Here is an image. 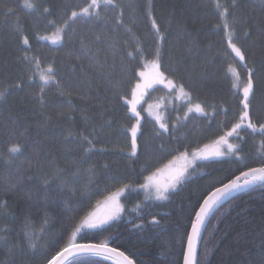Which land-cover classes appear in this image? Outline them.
Masks as SVG:
<instances>
[{
    "label": "trees",
    "instance_id": "trees-1",
    "mask_svg": "<svg viewBox=\"0 0 264 264\" xmlns=\"http://www.w3.org/2000/svg\"><path fill=\"white\" fill-rule=\"evenodd\" d=\"M66 2L68 0H0V76H10L14 80L20 78L14 75L18 71L14 61L16 56L22 54L16 51V33H27L30 37L33 35L46 37V40L31 50L30 55L38 52L39 56L36 57V63L32 68L23 74L25 88L8 97L7 106L11 112L0 109V127L9 119L21 118L28 127L30 137L50 146L41 150V158L52 164L49 182L45 184L43 176L37 172L34 164L30 166L27 162L26 158L32 155V149L26 148L20 154L13 153L11 149L19 147L23 141L20 145L15 140L5 143L6 137H0V264H43V258L39 253L47 251L49 246H54V251L48 256L51 259L55 251L81 243L108 244L129 256L135 264H173L174 261L182 264V253L187 240L184 229L190 230L188 218L189 216L194 218L191 207L197 205L198 210L197 202L201 203L202 197L214 190V186H221L219 181L227 182L226 178L233 179L240 171L264 166L258 158L264 156L259 136L254 140L250 139L243 152L236 151V148L240 147V142L236 136H232L230 138L235 143V150L230 157L199 161L189 169L187 177L166 193V199H157L149 191L138 189L145 182L144 176L154 173L181 153L198 150L218 140L230 130L233 123L238 122L229 117L228 127H224L223 116H217L213 121L211 117L215 113L212 106L217 105L223 110L227 105L223 103L221 97L206 99L207 93L219 87H228L233 92L239 88L242 95L244 84L232 75L235 64L231 61L230 49L227 47L229 30L225 28L220 33L215 30L218 22L223 26L230 22L231 18L226 19L213 14L217 5L230 4L232 0H114L121 6L117 12L123 11L124 29L131 30L127 37L123 36L122 30L120 39L130 41L125 45L127 51L135 50L140 54L137 71H141L144 64L151 60L160 63L158 55L161 47L160 36L151 28V20L146 18L148 6L154 4L153 14L161 26L160 34L167 31L168 38L163 42L165 52L168 53L165 55V64L170 60L181 61L191 75L208 73L199 93L185 88L182 96L185 102L175 99L173 107L169 108L167 104L166 108L162 109L164 111L162 123L165 124V129H175L173 133L175 139L166 148L171 154L142 155L136 164H132L131 160L111 157L112 160L119 162L123 173L121 179L116 182L106 177L98 180L100 174L91 164H85L83 171L73 167L74 156L69 151L71 145L60 142V132L63 131L67 135L71 130L65 117H71L75 125L80 127L82 113L79 108L85 103L100 102L82 101L75 93L71 97L67 93L61 95L45 83L48 80L51 59L55 55L50 49L60 48L66 39L61 31L64 24L61 20L55 27L45 30L46 21L40 15L41 10L33 11L26 5L50 6L54 15L49 16L48 20H53L61 18L64 11L61 5ZM70 2L87 6L83 0ZM88 2L90 3V0ZM238 2L244 11H259V0ZM8 7H11L13 14L5 16ZM223 10V7L219 8V11ZM108 19L111 22V18ZM54 33L59 34L57 42L49 40ZM153 35H156L155 43ZM253 39H256L257 43L253 45L249 55L254 59L257 71L264 73V38H258L254 34ZM100 58L104 59L103 53ZM63 62H69V58L65 56L61 63ZM119 62L117 59L116 63ZM109 63H112L110 56ZM84 67L87 69L88 65L85 63ZM33 72L35 82L29 87L27 81L31 79ZM88 75L92 76V87H99L100 95L103 96V84L91 72ZM114 75L119 76V71ZM225 75L228 76L227 81L223 80ZM164 76L173 79L176 90L180 89L178 78H174L168 72H164ZM135 83L133 80L132 85L126 89L127 101ZM233 84L237 88H232ZM85 87H88L87 83ZM42 89L45 90L43 99L50 102L43 109V113L40 105L34 102L41 98ZM164 92L165 89L154 88L146 98H151L154 93ZM68 99L77 106L76 111L66 106ZM205 102L208 107H205ZM196 103H199L206 113H191L184 117L188 106ZM57 105L59 107H56ZM141 120L144 123V136L138 142V149L145 143L150 146L154 144L156 148L167 143L169 135L165 129L159 127V123L146 115L141 116ZM133 121L119 122V126L127 132V145L125 146L121 140L112 146L115 150L123 148L127 156H132L130 128ZM209 123L212 124V128L205 131ZM160 132H163L164 136L161 139H154ZM240 135L243 136L244 133ZM253 143L254 149L250 148ZM96 147L103 145L98 144ZM152 151L155 152V148ZM249 152L254 159H250ZM46 153L50 155L45 157ZM99 163L103 165L107 160L101 159ZM145 165H148V171H143ZM125 168L128 171H125ZM64 170L67 171L61 180L52 183L51 176ZM142 171L143 175H140ZM73 176L75 183H67L63 188L57 187L62 181H69ZM13 186L16 195L5 197L4 192ZM120 189H124L120 196L122 212L116 220L105 227L82 229L80 225L82 219L94 205ZM29 193L33 197L31 201L26 199ZM45 196L48 200L46 207ZM5 200L8 207L3 206ZM81 202L83 207L78 213L73 214L70 210L80 207ZM65 212L68 214L63 215ZM207 225L199 246L202 261H208L210 264H264V184H259L227 201L213 213ZM21 238L23 244L16 247L21 244ZM65 264L113 263L100 257L86 255L75 257Z\"/></svg>",
    "mask_w": 264,
    "mask_h": 264
},
{
    "label": "snow or ice",
    "instance_id": "snow-or-ice-1",
    "mask_svg": "<svg viewBox=\"0 0 264 264\" xmlns=\"http://www.w3.org/2000/svg\"><path fill=\"white\" fill-rule=\"evenodd\" d=\"M86 7L81 4H72L70 0L61 5L63 8V14L60 19L48 20L49 16H53L52 8L45 4H28L29 9L36 11L41 10L40 15L46 21L45 30L50 27H55L61 20L64 24L61 31L66 38L58 49H50L55 55L51 59V67L48 70V80L45 82L50 85V89H55L61 95L67 93L71 97L74 93L80 97L82 101L88 102L92 100L99 101V104L85 103L79 111L82 113V123L80 127H77L71 117H65L69 121V128L67 135L63 131L60 132V142L64 145H71L69 151L74 156L73 167H78L83 171L85 164H91L94 170L100 175L97 177L108 178L113 182L121 179V165L119 162L114 161L111 157H120L122 160H131L132 164H136L142 155H155L160 153L163 155H170V151H166L167 145L175 139L173 133L175 129H165V124L160 122L157 117V123L161 129H165L169 135V140L166 144L159 148L155 145H148L147 143L141 145L138 149V142L144 136V123L141 120V112L143 111V105L137 108L136 96L141 88L147 89L151 87L152 83H163L167 81V86L172 92L176 91V85L173 79H167L164 76V72H168L174 78H178L180 81V91L183 93L185 88L190 89L194 93H199L202 90L203 84L208 76L207 72L201 73L199 76H194L189 73L187 67L181 62L176 60H170L168 64H165V52L163 42L167 40V31L161 35V26L155 19L153 14L154 4L148 6L149 12L146 15L147 19L151 20V28L155 30L156 35L160 36L161 47L158 55L160 63L153 64L155 70L154 79L150 83H141L145 77V72L137 71L136 68L139 64V52L126 50V43L130 41H123L120 39V33L123 30V36L127 37L130 34V29H124L123 11L117 12L121 6L114 2V0H83ZM223 7V11H219V8ZM259 11H244L241 9V5L238 0H232L230 4L226 3L222 6L217 5L216 11L213 13L218 17L231 18L230 22L223 26L218 22L215 26L217 33L223 32L226 29L229 30V36L227 39V47L230 49L229 56L232 63L235 64V68L232 70V75L244 84L241 90L237 88L235 84L232 88H237L233 92L228 87H219L206 94V99H215L221 97L223 103L227 105L223 110L217 105H213L214 115L211 119L214 121L217 116H223L225 118L224 127H228L229 117L232 120L238 122L233 123L230 130L224 135H221L216 143L223 144L226 137H232L236 133V139L240 142V147L236 148L237 152H243L244 146L249 145V141L254 140L255 137L261 138V147L264 148V73H259L255 67V61L249 55L252 51L253 45L257 43L256 39H253L254 34L258 38H264V0L258 2ZM79 9V10H76ZM95 9V11H94ZM70 10V14H69ZM103 13V16H102ZM13 14L11 7L7 8L5 16ZM108 18H111V22ZM79 22V23H78ZM113 33L115 36H109L107 34ZM156 35H153V43L156 42ZM46 40V37L33 35L30 37L27 33H16V51L22 53L16 56L14 63L18 66V71L14 75L20 77L18 80L11 79L10 76H0V109L11 112L10 107L7 106L8 97L12 96L17 90L25 88L26 81L23 78V74L27 73L32 66L36 63V57L39 56L37 52L35 55H30L31 50L36 45H39L42 41ZM223 43V37H221ZM104 54V59H101V54ZM150 54V53H149ZM67 56L69 62H63V58ZM109 56L112 63H109ZM119 59V64L116 60ZM85 63L88 65L87 69L84 67ZM119 71L120 75H114ZM91 72L102 84L104 95H100L99 87H92V76L88 73ZM135 80V86L132 88L133 99L127 101V88L132 85V81ZM224 81L228 80V76L223 77ZM35 82V73H32L31 79L27 81L29 87ZM87 83L88 87H85ZM186 94V93H185ZM45 90L41 91V98L34 102L40 105L41 113L45 106L50 104L49 101L43 99ZM66 106L73 111L77 110V106L71 99L66 100ZM209 105L205 102V107ZM56 107H59L58 105ZM151 107V106H150ZM99 109V111H95ZM204 109L197 103L195 105V111L201 112ZM50 119V118H49ZM135 121L131 125V148L132 156H127L123 152V148L115 150L112 146L124 141L127 145L128 135L122 127L119 126L120 121L125 123L129 121ZM247 121V124H245ZM139 126V133H138ZM212 128V124L209 123L205 131ZM240 133H244L243 136ZM107 134V135H105ZM164 136L163 132L158 133L154 139H161ZM0 137H6L5 143L15 140L18 145L23 141V144L19 147L11 149L13 153L20 154L24 149L31 148L32 155L27 157V162L30 166L34 164L37 172L43 176L45 184L49 182V172L51 171L52 164L46 163L45 159L41 158V150L45 147L43 142L36 140L34 137L28 135V127L25 122L19 118H12L4 123L3 127H0ZM102 144L103 147H96V145ZM155 148V152L152 149ZM229 151L232 150L233 145H228ZM250 148L254 149L255 144H251ZM50 155L46 153L45 157ZM184 156V153H181ZM195 155V154H194ZM216 155H223L219 150L216 151ZM250 159L252 157L251 152L248 153ZM207 158V157H205ZM260 163L264 165V156L258 157ZM106 159L107 163L101 165L99 161ZM10 163L12 161H9ZM148 165H145L143 171H148ZM185 169H181L179 174L172 177L169 184H165L163 190H156L158 199H166V193L168 188H175V186L181 182L184 178ZM67 170L59 171L54 176H51V182L56 183L60 181L61 177L66 174ZM125 171L128 169L125 168ZM135 171V169H131ZM143 171L140 175H143ZM23 176V173H21ZM150 175L144 176L146 183L141 185L143 188H150L152 185L149 183ZM251 176V180L249 177ZM31 177H29L30 179ZM243 179L244 183L240 184L239 181ZM256 179L264 180V166L259 168H251L249 171H240L239 175L235 179L226 178L227 182L219 181L222 186H214V191L209 192L206 196L202 197L203 202L191 207V211L194 214V218L189 216L190 231L187 228L184 229V235L187 237V250L183 251V264H210L208 261H202L200 258V252L197 246V239L201 237V227L204 224L205 218L211 212L213 207L217 205L225 197L230 196L232 193L238 191L242 187H246L252 181ZM75 183V177L73 176L69 181H62L57 185L58 188H63L67 183ZM78 190V186H77ZM120 194V191L113 193L108 199H115ZM5 197L16 195L15 186L4 192ZM90 198V197H86ZM26 199L31 201L33 199L31 193L27 194ZM45 207L47 206V196L44 198ZM4 207H8L7 200L4 201ZM83 204L81 202L80 207H74L70 211L73 214L78 213ZM67 215L68 213H62ZM115 215V213L113 214ZM113 215L106 216L102 219H96V213H89L84 218V223L89 228H96L99 225L107 224L108 220L113 218ZM97 220L99 223H97ZM155 222V220H153ZM23 244V238H21V244L16 245L20 247ZM75 250L78 253H89L98 251H115V248L107 249L102 244L96 243H81L75 245ZM54 251V246H49L47 251H42L39 255L43 258V264H63L69 254L70 249L64 247L62 250L55 251V254L48 258L49 254ZM124 255L123 252L119 253ZM127 264H133L132 260L125 257ZM177 264V262H173Z\"/></svg>",
    "mask_w": 264,
    "mask_h": 264
},
{
    "label": "rangeland",
    "instance_id": "rangeland-1",
    "mask_svg": "<svg viewBox=\"0 0 264 264\" xmlns=\"http://www.w3.org/2000/svg\"><path fill=\"white\" fill-rule=\"evenodd\" d=\"M49 38H50L49 40H51L52 42H57L59 41V34L54 33ZM154 63L158 65L157 60H151V62L146 63L143 66V69H141V71L145 72V77L143 78V80L140 81L141 83H150L154 79V74H155V70L153 69ZM154 88H162V89H165L166 92L154 93L151 98H146V96L150 92H152ZM183 95L184 93H182L180 89L176 90L175 92H172L171 89L167 86L166 80L163 83H152L151 87L147 89L141 88L138 91V94L136 96V99L138 101L137 108L139 110L140 105H143V111L141 112V116L146 115L153 120L154 119L157 120V117L160 118L163 115L164 111L162 109L164 107L166 108L167 104H169V108H170L171 106H173L175 99H178V101H184V99L182 98ZM132 99H133V96L131 93V96L128 99V101H131ZM196 104H192L188 106L187 113L184 115V117H186V115H189L191 113H195V114L196 113L198 114L206 113L205 110L201 112H196L195 111ZM133 122L135 123V121ZM233 136H236V134H233ZM216 141L208 143V145L198 148V150L184 153V156L179 154L177 155V157L167 161V164L163 165L162 167L157 169L154 173H152V176L149 178V183L152 185L150 188H143L139 186L138 189L149 191L152 194V196L157 198L156 190H163L164 185L169 184L171 181V178L178 175L181 169L186 168V170L184 171V178H185L188 175L189 169L193 165L198 163L199 161H209L212 159L230 157L232 152H234L235 150L234 149L235 143L233 142V140L230 137H226L225 142L219 145L216 143ZM229 144L233 145V148L231 151H229V148H228ZM217 150L223 153V155H216ZM130 154H132V150L130 151ZM170 189L172 188L169 187L168 191ZM117 191L118 190H116L115 192ZM119 191H120V194L117 197H115V199H108L115 192L107 195L106 197H104L102 201L94 205V207L89 213H96L97 214L96 219H102L106 216H111L115 213V215H113V218L108 220L107 224L116 220V217H118L119 214L122 212L120 196L123 194L124 189H120ZM88 214H86L84 218L88 216ZM84 218L82 219V223L80 224L82 225L81 228L82 229L84 228L95 229V228L87 227V225L84 223ZM97 223H99L98 220H97ZM107 224L99 225L96 228L105 227Z\"/></svg>",
    "mask_w": 264,
    "mask_h": 264
},
{
    "label": "water",
    "instance_id": "water-1",
    "mask_svg": "<svg viewBox=\"0 0 264 264\" xmlns=\"http://www.w3.org/2000/svg\"><path fill=\"white\" fill-rule=\"evenodd\" d=\"M254 168H259V167H254ZM246 171H249V170H246ZM236 177H234L233 179H235ZM249 179L251 180V176L249 177ZM240 184H243L244 181L243 179H241L239 181ZM259 184H264V180H261V179H256L254 181H252L250 184H248L246 187H242L240 188L238 191L232 193L230 196L228 197H225L223 200H221L217 205H215L213 207V209L211 210V212L208 214V216L205 218V221H204V224L202 225L201 227V237L197 239L196 243H197V246H198V249L200 248V243L202 241V238H203V234L207 228V224L209 223L210 219L212 218V215L213 213L218 210L219 208H221L224 204H226L227 201L231 200L234 196L238 195V194H242L243 192H245L246 190H249V189H252L253 187L259 185ZM222 186V185H221ZM214 191V190H212ZM203 202V201H202ZM201 202V203H202ZM190 231V230H189ZM75 245H78V244H74L72 246H68V248L70 249L69 251V254L67 255V258L66 260H64L63 264L67 263L68 261L70 260H73L75 259V257H79V256H86V255H92L93 257H101L105 260H109L115 264H127V261L125 260V257H127L125 254L124 255H120L119 253H121L122 251L120 250H115V251H98V252H89V253H78L76 250H75ZM107 249H112V247L108 244L104 245ZM187 250V240H186V243H185V250ZM129 260H131V258L128 256L127 257ZM183 258V257H182ZM133 264L134 261H133ZM182 264H183V261H182Z\"/></svg>",
    "mask_w": 264,
    "mask_h": 264
},
{
    "label": "bare ground",
    "instance_id": "bare-ground-1",
    "mask_svg": "<svg viewBox=\"0 0 264 264\" xmlns=\"http://www.w3.org/2000/svg\"><path fill=\"white\" fill-rule=\"evenodd\" d=\"M77 258V257H76Z\"/></svg>",
    "mask_w": 264,
    "mask_h": 264
}]
</instances>
